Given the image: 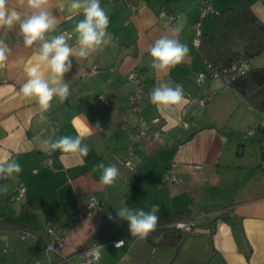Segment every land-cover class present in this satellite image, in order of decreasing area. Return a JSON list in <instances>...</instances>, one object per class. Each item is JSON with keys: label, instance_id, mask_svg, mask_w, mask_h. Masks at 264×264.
Here are the masks:
<instances>
[{"label": "crops", "instance_id": "0c3cea01", "mask_svg": "<svg viewBox=\"0 0 264 264\" xmlns=\"http://www.w3.org/2000/svg\"><path fill=\"white\" fill-rule=\"evenodd\" d=\"M200 1L100 0L113 43L87 59L69 58L72 68L63 79L70 83V94L64 101L54 97L44 120L36 102L19 91L39 42L26 48L18 25L0 29V39L11 50L0 68V160L15 159L23 169L16 178L0 180V186H7L0 191V264H64L59 254H47L8 226L46 238L49 223L62 231L61 255L71 256L72 264H82L80 252L95 244L103 245L100 264H264V112L227 88L222 77L206 74L197 82L206 62L194 37L198 31L211 33L214 15L236 0H209L213 11L203 17ZM249 1L264 22V0ZM8 2L28 12L21 0ZM68 2L49 0L58 20L49 37L70 33L75 50L73 29L83 15L73 17ZM169 15L175 17L172 22ZM177 25L182 27L178 38L190 53L161 73L151 67L148 49L161 36L171 37ZM260 57L256 66H264V53ZM93 67L95 72L85 73ZM132 71L141 77L138 103L148 129L130 153L137 121L130 102ZM160 82L182 85L188 103L173 110L151 104L149 92ZM182 110L188 128L179 126ZM157 128L160 141L154 138ZM78 133L90 148L87 157L61 160L59 152L49 155L41 149L46 138ZM100 162L118 167L113 185H101L100 171H92ZM169 170L177 181L165 179ZM91 198L100 205L90 208ZM124 204L145 210L159 204L161 223L187 211L195 228L177 246L154 247L147 238L132 237L126 221L109 220L108 213L115 217ZM116 240L123 246L115 247Z\"/></svg>", "mask_w": 264, "mask_h": 264}, {"label": "clouds", "instance_id": "9594fccd", "mask_svg": "<svg viewBox=\"0 0 264 264\" xmlns=\"http://www.w3.org/2000/svg\"><path fill=\"white\" fill-rule=\"evenodd\" d=\"M26 4L28 12L18 11L9 7L8 0H0V29H12L18 25L19 35L23 37V45L33 48L39 42V48L33 50L32 59L25 65L26 80L19 91L24 98L36 102L40 110V119L44 120L52 107L54 97L64 101L69 96L70 83L64 82V75L72 68L71 56L87 59L90 55L102 50L113 43V34L108 31L109 18L100 0H70L67 4L68 11L72 16L82 14L83 19L76 22L73 32L75 33V45L69 43L70 34L55 32L58 24L57 18L49 10V0H21ZM182 27L177 25L171 37L161 36L148 49L152 58L151 67L166 73L171 68L185 61L190 49L187 43H182L178 38ZM10 49L3 39H0V68L5 66ZM151 104L164 109H175L188 103L182 85L170 83H157L149 92ZM99 125H97V128ZM84 135H64L55 139L49 137L42 141L41 149L49 155L55 152L61 154L63 160L67 155L78 158L87 157L90 148L83 143ZM100 171V184L103 186L113 185L120 175L115 164L105 165L100 162L93 166L92 171ZM23 171L21 165L15 159L0 160V180L16 178ZM0 191H7V186H0ZM99 201H94L90 207L96 208ZM160 205L153 204L149 210L144 208H131L124 204L116 209L113 217L108 213L109 220L126 221L132 237L145 239L153 232L159 221ZM178 228L183 225H177ZM124 241H119L115 247L120 248ZM103 255V245L95 244L87 249L82 256L85 264H100Z\"/></svg>", "mask_w": 264, "mask_h": 264}, {"label": "trees", "instance_id": "16d2710c", "mask_svg": "<svg viewBox=\"0 0 264 264\" xmlns=\"http://www.w3.org/2000/svg\"><path fill=\"white\" fill-rule=\"evenodd\" d=\"M239 45L244 47V56L233 52ZM198 47L206 62L205 69L201 72L212 76L213 71H216L222 78L232 76L226 87L237 92L252 108L264 112V66L251 64L256 56L264 53V22L252 11L249 0H236L231 6L217 12L214 15L213 31L201 32ZM243 61L248 63V68L243 73L234 75ZM187 218L189 219L187 211H181L168 222H158L147 239L154 247L177 246L187 233L177 229L173 222ZM8 226L12 233L23 229Z\"/></svg>", "mask_w": 264, "mask_h": 264}, {"label": "built area", "instance_id": "2783aa9c", "mask_svg": "<svg viewBox=\"0 0 264 264\" xmlns=\"http://www.w3.org/2000/svg\"><path fill=\"white\" fill-rule=\"evenodd\" d=\"M200 7H201V16L202 17L206 16L208 13L213 11L212 4L210 3L209 0H201L200 1ZM174 18L175 17L173 15L167 16L168 22H172L174 20ZM64 33H66V32H64ZM68 34H70V33H68ZM200 35H201V31H198L196 33V36L194 37V40H193L194 45L197 47L200 45ZM71 37H72V35L70 34V38ZM247 68H248V63L246 61H243L237 69L235 68L236 71H235L234 75H239L240 73H243ZM95 70H96L95 67H93L92 69L87 70L85 73L86 74H92L93 72H95ZM212 76L213 77L218 76V72L213 71ZM204 77H205V72H199L197 82L201 83L203 81ZM231 77L226 75V76H224V78H222L224 80L225 86L228 85ZM128 79L131 80L134 84V91L130 95V102L132 104L133 110L137 113V121L135 124V128L133 130L131 139H130V144L128 146V150L131 153L133 151L134 147L139 143V141L145 135V133L148 129V123L144 119V117L142 116L141 107L138 103L139 98L142 95V89H143L141 77L137 71H132L131 73L128 74ZM100 99H101V101L106 102L105 98L103 96H100ZM198 102L200 103V105H204V100L202 98L198 99ZM184 115H185V110H182V112H181L182 119L180 120L179 126L182 128H188V122L184 119ZM152 122L157 123L158 118H154L152 120ZM252 133H253V129H248V134H252ZM154 138H155V140H158V141L161 140L160 130L158 128L154 132ZM124 165L126 167L131 168L129 160H125ZM188 167L199 168L200 165L199 164H190ZM165 179L170 180V181H177L176 176L173 174V172L171 170H169L165 174ZM94 201H97V200L95 198L90 199L89 207H90V204ZM99 205H100V203H98V206ZM90 208H93V207H90ZM173 225L177 229L183 231L184 233H189L190 231H192L195 228L193 221L190 219L177 220V221L173 222ZM177 225H183V227L178 228ZM13 232L15 234H17V236L20 238H26V237L32 238L35 242H37L43 246V248L45 249L47 254H49V253L59 254L62 258L61 262H63L64 264H72L71 256H66L63 254L61 255V250L64 246V237H63L62 231L60 229H58L54 224L49 223L47 225V227H46L47 237L46 238H41V237L37 236L34 232H31L30 230H25V229H18V230H15ZM119 241H121V240H116L113 243L116 244ZM87 249H89V248H87ZM87 249H83L80 252L81 255ZM82 264H85V259H84Z\"/></svg>", "mask_w": 264, "mask_h": 264}, {"label": "water", "instance_id": "95a60500", "mask_svg": "<svg viewBox=\"0 0 264 264\" xmlns=\"http://www.w3.org/2000/svg\"><path fill=\"white\" fill-rule=\"evenodd\" d=\"M234 53H238L241 56H244V47L243 45H239L236 48L233 49Z\"/></svg>", "mask_w": 264, "mask_h": 264}, {"label": "rangeland", "instance_id": "374dc122", "mask_svg": "<svg viewBox=\"0 0 264 264\" xmlns=\"http://www.w3.org/2000/svg\"><path fill=\"white\" fill-rule=\"evenodd\" d=\"M261 55H258V56H256L252 61H251V64H253L254 66H256V65H261V64H256V63H258V61L260 60V57ZM259 58V59H258ZM260 67V66H259Z\"/></svg>", "mask_w": 264, "mask_h": 264}]
</instances>
